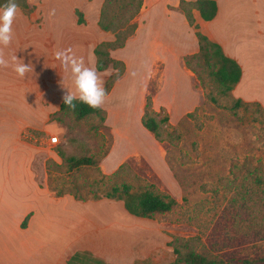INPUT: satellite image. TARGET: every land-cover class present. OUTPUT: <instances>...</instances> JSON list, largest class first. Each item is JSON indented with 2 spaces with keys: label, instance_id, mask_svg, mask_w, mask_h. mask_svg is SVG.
<instances>
[{
  "label": "rangeland",
  "instance_id": "obj_1",
  "mask_svg": "<svg viewBox=\"0 0 264 264\" xmlns=\"http://www.w3.org/2000/svg\"><path fill=\"white\" fill-rule=\"evenodd\" d=\"M96 1L27 0L30 9H19L26 14L36 11L33 24H43V30L53 39L64 29L67 41L74 33L84 36L95 29L100 8L97 11ZM76 9L83 14V24L76 23ZM159 19L162 31L169 33V18L159 12ZM172 20L181 28L179 19ZM146 33L140 30L137 39L110 52L124 68L101 104L104 122L94 115L76 121L57 112L58 108L52 110L47 101L34 100L38 116L26 140L33 144L34 158L45 164L50 194L61 191L89 200L93 196L90 183L100 178L94 167H82L73 173L57 167L62 163L57 147L67 155L93 157L105 174L122 164L112 179L98 184L100 191L121 181L135 190L153 183L155 191L176 200L170 211L150 219L133 216L128 232L119 234L118 238L128 239L129 249L139 256L134 264H171L174 246L183 251L184 239H189L192 250L215 258L216 264H264V184L253 185L247 174L248 169L257 168L264 177V108L242 105L232 109L235 98L231 91H220L210 74L213 67L201 59H191L201 78L198 80L185 69L183 54L177 53L173 59L167 53L166 63L162 52L149 56ZM98 34L96 43L102 38ZM105 34L113 38L110 32ZM186 35L191 36L189 32ZM84 49L85 65L94 67L93 54L88 51L87 55ZM121 67L109 65L96 71L105 85ZM64 74L66 85L73 86L70 72L65 69ZM147 95L158 116L169 117L161 127L162 142L138 121ZM208 95L214 96L216 103L208 100ZM41 108L45 110L42 114ZM54 135L58 142L51 144L48 141ZM112 146H116L115 151L106 159ZM123 154L125 159L112 167ZM109 202L115 215L123 208L121 201ZM6 237L10 239L11 234L6 233ZM0 263L9 264L3 253Z\"/></svg>",
  "mask_w": 264,
  "mask_h": 264
},
{
  "label": "crops",
  "instance_id": "obj_2",
  "mask_svg": "<svg viewBox=\"0 0 264 264\" xmlns=\"http://www.w3.org/2000/svg\"><path fill=\"white\" fill-rule=\"evenodd\" d=\"M99 1L94 2L97 11ZM214 1L217 11L211 20H204L197 9H192L194 24L240 66V79L231 90L233 97L258 102L264 108V0ZM178 3L179 0H143L135 17L137 28L124 47L145 29L148 55L162 52L165 63L167 53L174 59L177 53L185 56L196 52L194 30ZM159 12L169 18L168 31L173 37L162 31ZM35 13L26 14L18 8L12 25L13 39L7 46H0V58L9 60L8 65H0V257L3 253L9 264H68L73 253L86 251L106 263L134 264L139 256L129 249L128 239L118 238L123 231L128 232L134 215L124 207L115 215L109 204L112 199L108 198L78 200L69 193L51 195L45 164L34 158L33 144L26 140L38 116L34 113V100L47 101L54 110L59 108L65 89L73 90V86L66 85L65 69L55 52L71 48L75 56L84 59L81 48L85 47L87 55L88 51L93 54L96 32L102 37L100 41L113 38L105 36L109 31L101 30L95 22V29L87 35L74 33L66 41L63 29L62 35L53 39L43 30V24H33ZM173 17L179 19L181 28ZM187 32L190 37H186ZM13 55L29 65L23 77L13 70ZM124 77L125 74L121 79ZM115 148H110L106 159ZM125 154L111 166L120 164ZM6 233L11 234L10 239L4 238Z\"/></svg>",
  "mask_w": 264,
  "mask_h": 264
},
{
  "label": "trees",
  "instance_id": "obj_3",
  "mask_svg": "<svg viewBox=\"0 0 264 264\" xmlns=\"http://www.w3.org/2000/svg\"><path fill=\"white\" fill-rule=\"evenodd\" d=\"M143 0H103L99 8V15L97 19L98 27L103 31H109L113 34V39L109 41H100L93 48L94 54V67L97 71L105 70L109 65L113 68L122 66L121 69H117L112 76L105 82V94L109 92L114 81L121 76L124 64L121 60L113 58L110 51L120 49L125 46L127 39L132 36L137 28V22L135 17L140 11ZM6 2V0H0V3ZM18 8L23 10H29V4L27 0H16ZM178 8L184 15L187 23L194 30V35L197 39L198 49L196 52L187 54L183 57L185 67L195 76L196 79L201 80L194 67L191 65V59H201L212 69L210 74L218 82L219 89L222 93L231 91L235 84L239 81L241 70L238 63L230 57L223 54L220 46L209 40L206 35L201 33L197 26L194 24L192 16V9L195 8L199 11L200 16L204 20H211L217 11V5L214 0H179ZM77 16L76 23L83 24L84 18L81 11L75 10ZM207 99L212 103H216L214 96H207ZM242 105H255L257 108L262 106L255 101L245 102L240 98H235L231 106L232 109H236ZM57 112L62 114H68L73 117L74 120L79 121L90 115H94L100 119L101 122L105 121V111L100 106L98 108H91L86 104L76 102L75 109H69L62 103L59 104ZM169 117L167 114L158 116V113L152 108V100L147 95L144 100L143 112L140 117L141 125L152 134L154 139L158 142H162L161 127L167 123ZM57 154L61 158L62 163L57 167H64V171L67 173H73L80 170L82 167H94L97 170L100 178L90 183V189H92V199L108 198L121 201L125 210L136 217L152 218L157 213H165L170 211L176 200L168 193H161L153 189L154 184L150 183L147 187L140 190L133 189L132 185L121 181L119 183H113L109 188L100 191L98 184H104V180L112 179L119 168L111 174H105L101 171L97 161L87 155L76 156L67 155L63 149L57 147ZM247 174L251 177V182L257 187H261L264 184V177L257 168L247 170ZM98 191V192H97ZM64 194L61 191H56L55 195L60 196ZM71 194V193H69ZM72 196L78 200H86L87 197ZM25 220L22 225H25ZM185 248L183 251L174 246L173 252L175 253V259L171 264H216L217 260L212 257H208L202 253L196 252L189 247V239H184L181 243ZM68 264H111L106 263L102 259L93 256L86 251H77L71 255Z\"/></svg>",
  "mask_w": 264,
  "mask_h": 264
},
{
  "label": "clouds",
  "instance_id": "obj_4",
  "mask_svg": "<svg viewBox=\"0 0 264 264\" xmlns=\"http://www.w3.org/2000/svg\"><path fill=\"white\" fill-rule=\"evenodd\" d=\"M18 12L16 0H6L0 3V46H7L13 39V22ZM55 58L71 74L73 90H66L62 96V103L69 109L76 108V102L91 108L101 106L105 97L103 80L98 77L94 67L87 66L82 57L72 53L71 48L57 50ZM13 70L21 77L29 71V65L20 62L16 55L11 58ZM9 60L0 58V65H8Z\"/></svg>",
  "mask_w": 264,
  "mask_h": 264
},
{
  "label": "built area",
  "instance_id": "obj_5",
  "mask_svg": "<svg viewBox=\"0 0 264 264\" xmlns=\"http://www.w3.org/2000/svg\"><path fill=\"white\" fill-rule=\"evenodd\" d=\"M49 143H51V144H55V143H57L58 142V140H57V136H51L50 138H49V141H48Z\"/></svg>",
  "mask_w": 264,
  "mask_h": 264
}]
</instances>
